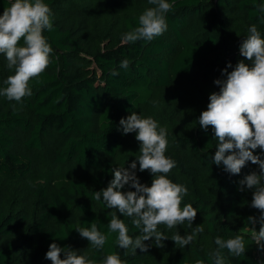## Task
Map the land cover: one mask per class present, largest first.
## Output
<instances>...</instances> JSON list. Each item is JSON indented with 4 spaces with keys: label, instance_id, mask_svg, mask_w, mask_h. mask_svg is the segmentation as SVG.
I'll use <instances>...</instances> for the list:
<instances>
[{
    "label": "trees",
    "instance_id": "trees-1",
    "mask_svg": "<svg viewBox=\"0 0 264 264\" xmlns=\"http://www.w3.org/2000/svg\"><path fill=\"white\" fill-rule=\"evenodd\" d=\"M13 2L0 0V15ZM44 2L52 11L53 28L43 33L53 50L51 63L39 82L30 80V97L18 103L0 96V264H52L45 255L53 242L97 264L112 253L126 264H195L198 259L214 264L215 237L236 235L244 237L246 252L234 257L225 249L227 264H258L256 251L264 257V250L252 240L247 218L261 213L250 206L255 189L239 191L238 182L253 171L259 174V166L249 161L232 175L222 164H211L217 141L211 126L205 131L198 118L210 94L219 91L214 81L226 79L222 70L241 60L251 63L239 48L252 24L264 39L256 7L264 0H167L173 5L167 30L135 43H125L123 36L139 26L147 8L155 7L148 0ZM125 59L127 69L120 66ZM13 74L0 54V90ZM133 111L167 128L165 155L177 164L168 178L188 187L182 206L192 204L197 216L192 226L158 225L168 237L163 248L149 240L148 252L134 254L119 248L113 233L97 250L75 229L97 221L99 230L108 233L116 210L93 194L107 187L112 169L129 167L140 155L136 133L123 134L119 123ZM254 154L264 159L259 148ZM43 169L58 175L47 176L43 184L29 181ZM136 175L151 186L152 174L140 172L138 162ZM128 190L135 189L121 191ZM117 216L129 235H139L130 218L118 211ZM200 224L204 232L190 245L181 248L171 240ZM255 228L259 231L260 224Z\"/></svg>",
    "mask_w": 264,
    "mask_h": 264
},
{
    "label": "clouds",
    "instance_id": "clouds-1",
    "mask_svg": "<svg viewBox=\"0 0 264 264\" xmlns=\"http://www.w3.org/2000/svg\"><path fill=\"white\" fill-rule=\"evenodd\" d=\"M155 7L147 8L138 18L139 26L123 36L125 43L140 40L152 41L167 30L166 15L172 11L173 5L167 0H148ZM260 23H264V3L256 6ZM53 28L52 11L44 0H14L10 7L0 15V54L5 55L7 67L14 74L4 81L7 85L0 90V96L8 101L22 102L23 98L32 95L30 80L39 82L40 75L51 63L52 48L44 36V31ZM249 35L243 39L239 52L245 60L239 61L235 67L229 63L222 70L226 79L214 81L219 86L218 92L209 96L207 110L202 111L198 121L205 131L211 126L214 139L217 141L214 156L209 157L211 164L224 166V170L232 175L241 173L247 162L259 166V174L253 171L238 183L239 191L255 189L251 207L260 211L259 218H247L251 227V237L256 245L264 250V159L255 155L254 150L264 152V39L256 24L248 29ZM23 38V46L19 42ZM124 69L129 67L127 59L121 61ZM232 68V71H228ZM117 75L115 71L112 73ZM15 109V105H13ZM123 134L136 133L135 139L140 142V155L129 167L112 169L113 179L106 188L94 192V199L102 201L107 209H115L107 225L108 233L101 232L98 222L93 221L90 227L75 229L81 238L99 250L104 247L113 233L117 234L116 245L121 249H137L148 252L150 245L146 241H154L156 247L163 248V241L168 237L158 230V225L173 229L187 222L189 226L197 216V209L192 204H183L188 195V187L174 183L168 178L176 161L165 155L168 148L166 127H161L151 116L144 118L135 111L127 118L120 120ZM137 162L139 171H149L153 179L151 186L142 184L136 175ZM128 186L134 191H121ZM117 211L131 219L132 225L139 229L134 238L129 235V228L124 220L117 216ZM259 223V231L255 225ZM202 224L196 226L191 234L181 236L179 232L172 235L171 240L181 248L190 245L197 234L203 233ZM215 251L211 258L214 264H227L224 250L234 257L244 255L246 245L244 237L224 239L215 237ZM63 257L61 258V254ZM45 259L52 264H97L81 251L71 247H61L53 242L49 245ZM101 264H126L118 253L107 255ZM195 264H205L198 259Z\"/></svg>",
    "mask_w": 264,
    "mask_h": 264
},
{
    "label": "rangeland",
    "instance_id": "rangeland-1",
    "mask_svg": "<svg viewBox=\"0 0 264 264\" xmlns=\"http://www.w3.org/2000/svg\"><path fill=\"white\" fill-rule=\"evenodd\" d=\"M57 175H58L57 172L53 173L49 169H43L42 172L37 173V175H31L28 179L32 183H41V184H43L48 179L47 176H51V177L55 178Z\"/></svg>",
    "mask_w": 264,
    "mask_h": 264
},
{
    "label": "built area",
    "instance_id": "built-area-1",
    "mask_svg": "<svg viewBox=\"0 0 264 264\" xmlns=\"http://www.w3.org/2000/svg\"><path fill=\"white\" fill-rule=\"evenodd\" d=\"M256 259L258 261V264H264V257L259 249L256 251Z\"/></svg>",
    "mask_w": 264,
    "mask_h": 264
}]
</instances>
